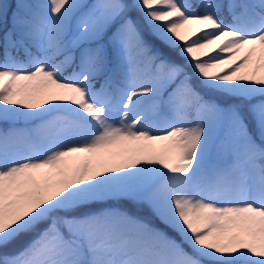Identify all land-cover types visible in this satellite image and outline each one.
Masks as SVG:
<instances>
[{"label": "snow or ice", "instance_id": "6c2138e0", "mask_svg": "<svg viewBox=\"0 0 264 264\" xmlns=\"http://www.w3.org/2000/svg\"><path fill=\"white\" fill-rule=\"evenodd\" d=\"M0 264H264V0H0Z\"/></svg>", "mask_w": 264, "mask_h": 264}, {"label": "trees", "instance_id": "16d2710c", "mask_svg": "<svg viewBox=\"0 0 264 264\" xmlns=\"http://www.w3.org/2000/svg\"><path fill=\"white\" fill-rule=\"evenodd\" d=\"M125 207H130L129 205H125ZM171 234V233H170Z\"/></svg>", "mask_w": 264, "mask_h": 264}]
</instances>
